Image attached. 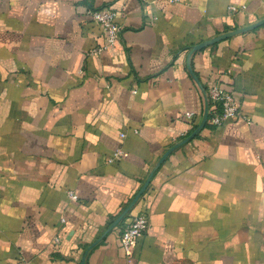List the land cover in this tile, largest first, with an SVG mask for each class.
Here are the masks:
<instances>
[{"label":"crops","instance_id":"0c3cea01","mask_svg":"<svg viewBox=\"0 0 264 264\" xmlns=\"http://www.w3.org/2000/svg\"><path fill=\"white\" fill-rule=\"evenodd\" d=\"M89 7L121 25L101 53ZM263 16L264 0H0V264H264V23L193 51L196 78L187 66L193 44ZM212 79L251 122L206 121L158 164Z\"/></svg>","mask_w":264,"mask_h":264},{"label":"built area","instance_id":"2783aa9c","mask_svg":"<svg viewBox=\"0 0 264 264\" xmlns=\"http://www.w3.org/2000/svg\"><path fill=\"white\" fill-rule=\"evenodd\" d=\"M177 1V0H170ZM246 5L241 4L240 6L231 4L229 9L238 11L245 9ZM88 13L103 29L104 40L101 44L90 49V52L101 53L103 50L111 47L119 36L121 25L116 19V10L109 7H89ZM205 95L209 103L208 107V121L213 126L223 125L225 122L234 118H243L247 122H251L249 115L241 110V103L239 97L224 83L216 79L209 80L205 85ZM185 115L192 117L193 111L186 110ZM136 131V129H134ZM185 132L181 133V136H185ZM125 132H120V136L123 137ZM123 147L116 146L109 154L107 161L113 162L119 159L123 155ZM67 195L71 199H78V194L74 189L69 188ZM63 221L64 218L61 217ZM148 215L145 211H141L134 215L130 221L120 232V246L125 253L131 251L132 243L139 237L147 228ZM59 236H55L54 240L58 242Z\"/></svg>","mask_w":264,"mask_h":264},{"label":"water","instance_id":"95a60500","mask_svg":"<svg viewBox=\"0 0 264 264\" xmlns=\"http://www.w3.org/2000/svg\"><path fill=\"white\" fill-rule=\"evenodd\" d=\"M263 23H264V16L259 18V19H257V20H255V21H253V22H251V23H248V24H245V25H241L239 27H235V28L223 31L221 33H218V34L210 37V38L204 39L202 41H199L198 43L193 44L191 46L190 50L188 51V54H187V66L190 69V71L193 74V76L196 78V75L194 74V72H193V70L191 68V64H190V56H191L193 51L199 50V49L203 48L204 46L209 45V44H211V43H213V42H215L217 40H220L222 38H226V37L231 36L233 34L244 32V31H247L249 29L255 28V27H257V26H259V25H261ZM207 117H208V107L206 106L205 110H204V113H203V117H202L201 121L198 123V125L188 135H186L184 138H182L178 142H176L173 145H171L161 155V157L158 160V164L163 161V159L168 155V153L171 150H173L175 147L179 146L180 144H183L184 142H186L189 139H191L192 137H194L199 132V130L205 125ZM154 169H155V167L149 172V175L146 177V179L143 182V184L141 185V187L134 194V196L129 201V203L124 207V209L119 213V215L116 217V219L109 225V227L106 229V231H108L111 227H113L130 210V208L135 204V202L137 201L139 196L142 194V192L144 191V189L148 185ZM95 242L96 241H93L92 243H90L88 245V248L92 247ZM84 258H85V255L82 257L80 264H84Z\"/></svg>","mask_w":264,"mask_h":264},{"label":"rangeland","instance_id":"374dc122","mask_svg":"<svg viewBox=\"0 0 264 264\" xmlns=\"http://www.w3.org/2000/svg\"><path fill=\"white\" fill-rule=\"evenodd\" d=\"M134 210H135V205L129 210L128 213H131V212L134 211Z\"/></svg>","mask_w":264,"mask_h":264},{"label":"trees","instance_id":"16d2710c","mask_svg":"<svg viewBox=\"0 0 264 264\" xmlns=\"http://www.w3.org/2000/svg\"><path fill=\"white\" fill-rule=\"evenodd\" d=\"M197 125H198V124H195V125H194V128H195Z\"/></svg>","mask_w":264,"mask_h":264}]
</instances>
